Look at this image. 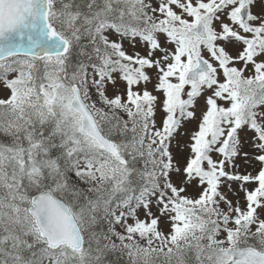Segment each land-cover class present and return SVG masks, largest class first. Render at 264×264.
Returning a JSON list of instances; mask_svg holds the SVG:
<instances>
[{
  "label": "snow or ice",
  "instance_id": "obj_1",
  "mask_svg": "<svg viewBox=\"0 0 264 264\" xmlns=\"http://www.w3.org/2000/svg\"><path fill=\"white\" fill-rule=\"evenodd\" d=\"M0 264H264V0H0Z\"/></svg>",
  "mask_w": 264,
  "mask_h": 264
},
{
  "label": "rangeland",
  "instance_id": "obj_2",
  "mask_svg": "<svg viewBox=\"0 0 264 264\" xmlns=\"http://www.w3.org/2000/svg\"><path fill=\"white\" fill-rule=\"evenodd\" d=\"M142 51V49H140ZM121 85L118 84L117 87H120ZM193 125L189 124L186 125L187 128H191ZM250 137V133L247 130L241 131L240 132V138L241 141L243 143V151L245 152H249L250 154L253 152V149L249 146L248 144V139ZM178 140H180L181 143H183L184 138L183 137H178ZM175 145V142H174ZM173 151L178 153L179 149H177L175 146L173 148ZM177 158H179V156H177ZM235 164L237 166V170L241 173H245V172H250L252 171V166H253V162L251 160H249L248 162L245 161V158L243 156V154H241L240 157L236 158L235 160ZM194 189H190V193L193 192ZM222 191L225 192V194L230 198V199H235L236 197L233 195V192H237V186L233 185L232 186V190L230 191L228 189V187L225 185L224 188L222 189ZM242 195V194H240Z\"/></svg>",
  "mask_w": 264,
  "mask_h": 264
},
{
  "label": "trees",
  "instance_id": "obj_3",
  "mask_svg": "<svg viewBox=\"0 0 264 264\" xmlns=\"http://www.w3.org/2000/svg\"><path fill=\"white\" fill-rule=\"evenodd\" d=\"M111 259H113V260H119L120 258L118 256H113V257H111ZM124 259H126V258H124Z\"/></svg>",
  "mask_w": 264,
  "mask_h": 264
}]
</instances>
